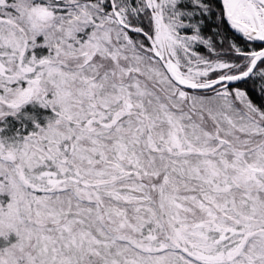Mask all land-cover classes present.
Wrapping results in <instances>:
<instances>
[{"label":"snow or ice","instance_id":"1","mask_svg":"<svg viewBox=\"0 0 264 264\" xmlns=\"http://www.w3.org/2000/svg\"><path fill=\"white\" fill-rule=\"evenodd\" d=\"M0 264H264V0H0Z\"/></svg>","mask_w":264,"mask_h":264}]
</instances>
